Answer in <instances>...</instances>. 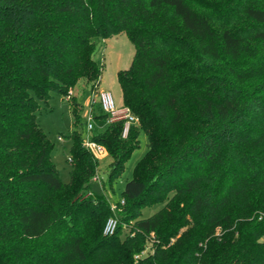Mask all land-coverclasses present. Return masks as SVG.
I'll list each match as a JSON object with an SVG mask.
<instances>
[{"label":"trees","instance_id":"1","mask_svg":"<svg viewBox=\"0 0 264 264\" xmlns=\"http://www.w3.org/2000/svg\"><path fill=\"white\" fill-rule=\"evenodd\" d=\"M123 32L135 54L117 78L139 123L123 137L95 105L111 157L96 196L78 91H100L98 40ZM70 89L64 181L38 112ZM0 264H264V0H0Z\"/></svg>","mask_w":264,"mask_h":264},{"label":"rangeland","instance_id":"2","mask_svg":"<svg viewBox=\"0 0 264 264\" xmlns=\"http://www.w3.org/2000/svg\"><path fill=\"white\" fill-rule=\"evenodd\" d=\"M134 54L135 46L125 32L107 39L98 40V49L95 56L104 62L103 75L99 89L110 91L118 107L123 105V98L117 73L119 70L130 67ZM78 97L84 105L85 114L92 98V92L89 89L85 91L79 90ZM40 106L41 109L38 112V119L41 127L53 143V149L51 151L52 160L59 169L64 181H69L71 170L69 157L72 140L67 137V135L73 128L70 102L68 98H64L59 92H53L48 99L41 101ZM59 136H63V139L60 140ZM147 149V137L142 134L140 146L133 152L130 159L127 161L123 175L115 184V200H119L122 197V190L125 183L133 177L135 166L145 156ZM100 160L99 173L104 179H107L109 170L108 165L111 161V157L105 154L101 156ZM92 191L96 196L102 195L103 193L98 183L93 184ZM106 193L109 195L107 191ZM160 207L161 205H156L146 208L143 212L144 216L147 217L152 215L159 210ZM127 228V225H124V229ZM123 236L124 234L122 237Z\"/></svg>","mask_w":264,"mask_h":264},{"label":"built area","instance_id":"3","mask_svg":"<svg viewBox=\"0 0 264 264\" xmlns=\"http://www.w3.org/2000/svg\"><path fill=\"white\" fill-rule=\"evenodd\" d=\"M73 94V89L69 90V94L67 98L69 99L71 95ZM101 104L103 110L109 114V120L107 124L115 121H124V128H123V137H128L131 127L134 124L139 123V117L133 113L131 108L126 105H122L118 107L116 105L114 96L110 91L100 90V91H93L92 92V98L88 105V109L85 112L86 117V131L84 135L83 145L90 150L97 158H101L102 155L107 154V148L101 144L95 141L92 138V131L95 126V120H94V107L96 104ZM59 139L62 140L63 136H59ZM93 180L95 183H98L99 186L103 187V176L100 175L98 172ZM122 203H124V200H121ZM112 208H116V202H112ZM118 226V219L115 216L110 217L105 225L104 233L106 234H114L116 232Z\"/></svg>","mask_w":264,"mask_h":264}]
</instances>
